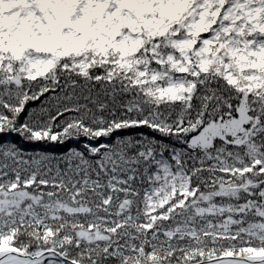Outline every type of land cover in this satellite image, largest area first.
Returning <instances> with one entry per match:
<instances>
[{
  "label": "snow or ice",
  "instance_id": "snow-or-ice-1",
  "mask_svg": "<svg viewBox=\"0 0 264 264\" xmlns=\"http://www.w3.org/2000/svg\"><path fill=\"white\" fill-rule=\"evenodd\" d=\"M0 264H264V0H0Z\"/></svg>",
  "mask_w": 264,
  "mask_h": 264
}]
</instances>
